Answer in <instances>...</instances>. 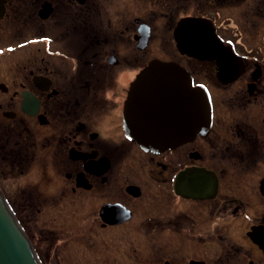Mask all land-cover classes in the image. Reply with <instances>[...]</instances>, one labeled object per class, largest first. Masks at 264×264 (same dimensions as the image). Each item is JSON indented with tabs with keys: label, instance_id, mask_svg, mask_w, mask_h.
Segmentation results:
<instances>
[{
	"label": "flooded vegetation",
	"instance_id": "1",
	"mask_svg": "<svg viewBox=\"0 0 264 264\" xmlns=\"http://www.w3.org/2000/svg\"><path fill=\"white\" fill-rule=\"evenodd\" d=\"M185 17L208 20L235 62L181 53ZM154 59L211 107L208 129L157 151L123 125ZM181 105L182 131L195 116ZM0 160L28 177L0 189L42 223V264H264V0H0Z\"/></svg>",
	"mask_w": 264,
	"mask_h": 264
},
{
	"label": "water",
	"instance_id": "2",
	"mask_svg": "<svg viewBox=\"0 0 264 264\" xmlns=\"http://www.w3.org/2000/svg\"><path fill=\"white\" fill-rule=\"evenodd\" d=\"M174 38L181 53L215 58L221 68L235 62L233 51L223 46L215 28L204 18H182L174 29ZM180 105L192 109L195 116L192 125L182 124V131L177 120ZM210 119L205 88L194 85L188 71L174 61L154 59L144 66L131 82L123 105L126 133L143 149L151 151L174 146L193 131H205ZM0 264H42L1 189Z\"/></svg>",
	"mask_w": 264,
	"mask_h": 264
},
{
	"label": "rangeland",
	"instance_id": "3",
	"mask_svg": "<svg viewBox=\"0 0 264 264\" xmlns=\"http://www.w3.org/2000/svg\"><path fill=\"white\" fill-rule=\"evenodd\" d=\"M165 47L167 48L168 52H170V50L174 46L172 43L171 44L167 43L165 45ZM1 164L2 163L0 160V167H1ZM7 176H9V177H7ZM7 176L0 169V187H1V189H4V191L6 192L7 195L10 194L12 197H14L15 191L20 186L19 183L22 184V182H24V180L28 177L23 176L20 179H17L16 178L17 175H7ZM9 203L11 204V208H12L13 212L15 213L18 220L20 221V224H22L21 226L24 228L25 232L27 233V235H28V237L32 243L33 242V235L32 234H33L34 228H35L37 223H39V224H42V223L40 221L32 220L26 214L18 215L17 214V208H16L15 204H12L11 202H9ZM49 210H51V209H49Z\"/></svg>",
	"mask_w": 264,
	"mask_h": 264
}]
</instances>
